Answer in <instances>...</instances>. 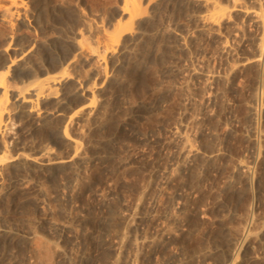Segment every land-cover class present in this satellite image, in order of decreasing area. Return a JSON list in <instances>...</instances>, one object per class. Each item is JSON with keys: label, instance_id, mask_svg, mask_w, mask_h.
Wrapping results in <instances>:
<instances>
[{"label": "bare ground", "instance_id": "6f19581e", "mask_svg": "<svg viewBox=\"0 0 264 264\" xmlns=\"http://www.w3.org/2000/svg\"><path fill=\"white\" fill-rule=\"evenodd\" d=\"M117 2H118V5L116 7L114 6L112 10H108V8H106V10L100 9V10H104L103 12L102 11L96 12L95 11L96 7L95 8L93 7L95 9L94 10L92 8L94 10L93 11L94 13L92 12V10L89 13L87 12V9L86 10H81V9L73 10V9H70L69 7V10L67 11V15L69 17H75L74 19H76L79 24L70 30H64V29L59 30V27L57 26L58 22L56 23L54 18L46 14L47 5H46L45 0H0V201H9L10 203L17 206V204H21V203L23 204L27 202L28 200L33 199L36 202L37 206L41 209V211L46 216H53L57 211L54 208V206L51 205L52 201L56 199V201L59 200L63 202L65 205V203L67 202H64V201L66 197L69 196L71 199H73V202H74L76 200L74 198L78 196L81 189L85 185L87 173L89 171L94 170V169H97V170L106 169L109 171L113 169L120 170L123 164V161L115 158V155H114L115 151L113 149L109 150V148L113 147L112 145H113V142L115 141L113 139H102L101 138L103 134L102 132H104L107 128H110V126H112L111 128L118 129L117 130V133H118L124 128L122 124L123 125L130 124L132 125V127L134 128L136 127L135 126V123H136L135 116L141 115V114L143 115L144 111L137 109V110H133L132 114H129V115L127 114L128 115L127 117L123 115V117L125 118L123 119L122 117L123 120L121 121V124L117 121L115 122V114L124 107V105L120 102L121 101L120 97L121 95L124 94V93L122 94V92L125 90H128L131 84L147 68V66H149L148 64L152 59H155V58L165 59L168 56H176L180 54V52L181 53L183 52L185 54L187 53L186 55L188 56V55H191V54H188V51L190 50L192 44L200 43L201 40L203 41V39H207L209 41H212V39H214L215 46L213 45L214 43L212 42L213 44L211 45L214 46L213 49H211L212 48L211 47L210 48L211 50L209 49V51H207L208 52L207 54L208 62L207 61L206 62L209 63L208 64L209 68L207 72L204 73L205 74L204 79L207 83L212 85V82L216 79H221V81L223 80L224 82L225 81L231 82V81L236 80L243 72L245 73V71L247 72L248 70H251V69L255 70V67H256L259 69V70L257 69L260 72L259 79H261L260 82H262L259 85L264 86V0H120ZM78 4L76 3L75 5H78ZM52 5L53 4H51V6ZM56 5H57V2H56ZM82 5L84 6V4ZM101 6L104 7V5L102 4L100 5V7ZM59 10L61 11V8H59ZM49 11L51 10L49 9ZM98 12L100 14L96 15ZM175 12L178 13L177 16L179 15L181 16L180 17L181 19H178L176 21L172 19V14L173 13L175 14ZM63 15L67 17L66 14H63ZM58 25L60 26L61 24H58ZM54 29H58L57 31L56 30L55 31L58 32L59 35L58 36L55 35L57 37L51 38L49 37V34ZM207 43L209 44L210 42H207ZM202 46H206V45L202 44ZM203 49H204V52H205V49L207 50V48H203ZM185 54L183 55L186 57ZM198 55L194 57L199 58L200 56ZM165 60L168 61L167 59ZM203 60L204 59H200L198 64H195V63L189 64L184 61V63L182 64H175L171 66L170 70H172L171 72L174 73L175 75L182 76L184 78V80L183 79L182 80L185 81L189 76H192L193 74H200L202 72L201 67L202 65L206 64V62L205 64H203ZM162 62L164 63V61ZM204 68H207V66H205ZM166 69H168V67ZM246 75L247 76L251 75L252 77L253 72L249 71L248 73H246ZM255 75H253L254 76L253 78L257 77ZM145 76L147 77V75ZM244 77L242 79V77L240 76L239 79H241L242 81L244 80ZM192 79H193V76H192ZM187 82L186 81L183 82L184 84L179 83V85L183 84L182 86H180L182 87L181 90L185 89L188 92L189 90L187 89H190V88L188 87ZM160 83H163V82H160ZM222 84L225 85L226 82ZM154 85L156 89L157 84H154ZM227 85H230V84H228L227 82L226 86ZM232 86H233V82H232ZM159 87H163V86L161 85ZM228 87L229 86H227L226 89ZM165 88L163 87L162 90L164 91ZM153 89L154 87L152 88V92L154 91ZM207 89L208 88H206V91ZM224 89L221 90V92L225 91ZM258 89L259 88L257 87V90ZM209 90L212 91L213 89L210 88ZM257 90H256V93L258 92ZM216 91L217 89L214 91V93H217ZM154 93L158 97L161 95L158 92L157 93L154 92ZM182 93L183 91H181V94ZM224 93L225 92H223L222 94ZM261 93L263 94V92ZM258 94H255V95H258ZM209 95L210 94H208V96ZM163 96L165 97L166 95L164 94ZM210 97L212 98V96H209L207 99H209ZM215 97L217 98L219 97V100H220V95L218 96L214 95L213 98L215 99ZM257 97L258 96H256L255 98ZM127 98L128 97H126V99ZM258 99H255V100H258ZM260 100L261 98L259 99V102ZM260 103H261L260 106L262 108L260 109L262 110V113H263L262 118H264V99ZM253 104L256 105V103H253ZM160 106L161 105H159V107ZM148 107L150 108V106ZM247 107L249 108V106ZM224 108H223V111H224ZM127 109H128V106H127ZM256 109L257 108L253 106H250V109H248V111L250 110V113H249L250 117L248 118H251L252 120L251 122L249 119V122L253 123L252 124L253 125V135L251 137L253 141L252 144L254 145L252 146L255 149L254 155H253L254 161L249 162V161H245L244 159L243 160L238 159L236 163H234V168H233L234 172L231 169V171L229 170L230 172L228 174L233 172L235 175L234 178H237V181H234V179H232L233 181L227 182L224 188V191L226 193L227 192L229 193L230 192L232 193L240 192L239 189L241 187H239V185L241 184L239 182V179L240 181L246 182L250 187L252 185L254 186V182L258 181L259 179H262L261 178L263 175L262 171H264L263 170L264 168L262 169V171H260V169H258V165L259 163H261L260 166L264 165V130H263L264 124H263V129H260L261 126L258 127L256 123L258 121L257 118H256L257 121L255 122V117H257V113H258ZM261 110H259V112H261ZM152 113H155V112H152ZM190 113H194V112H190ZM190 115L188 114V117ZM197 116L198 115H196V118ZM212 117L214 116H211V118ZM202 118L200 121H205ZM188 119H190V117ZM215 119H216V116H215ZM211 120H209V122H211ZM259 121H261V115H260ZM259 121H258V124H260ZM216 122H218V120L214 122V125L216 124ZM179 124L182 125L183 122L180 121ZM187 125L178 126V129L176 131L174 130L175 133L173 135L175 136L173 137V139H170L169 141H166L167 139H164L166 141L164 143V146L166 148H169V146L172 144H175L179 148V154L183 156V161L181 165L179 164L180 166L177 165V167L184 168L186 170L184 175L187 174L186 175L187 177L184 176L183 177L184 179H180L181 181L179 180L177 183L172 181L173 178L171 179L172 177L171 175L174 174L171 172L173 169H171V171L168 169L169 172L166 173V177L161 176V177H165L166 183L174 184L176 188L183 191V193L179 191V194L182 193V197H181L183 199L182 203L187 206L186 208H184V210L182 209L183 208L182 207L183 204H182L181 206L182 210L180 212L174 211L175 208H172V207H171L172 210L170 211H173V212H171L169 215L168 214L166 215L165 214L166 212L161 213L162 211L161 212L159 211L161 214H164L165 217L169 216L168 218L173 220L176 223L174 224L176 226H180L181 224L184 225L183 223H185L186 220L189 218L188 217L184 221L186 216L190 214L189 212L195 211L199 208L196 205L197 209H194L193 201H192V198L190 197V194H192V190L194 188L193 183L199 177H201L200 176L201 169H200L199 175L197 173V170H195L196 162L197 161L199 162V160H205V161H208V163L209 162L213 163L216 160L215 162L217 163L216 157L218 156L217 153L213 155L212 154L205 155L204 153L201 154L199 152L200 149L198 150L196 145H194L195 143L193 141L195 140V138L194 137L192 138L194 139L193 141L190 138ZM250 129L252 128L250 127ZM139 130L136 132H140ZM96 133H99V134L101 133L99 135V137L101 136L100 137L101 139L92 140L91 137L93 136V134H96ZM213 133L215 132L213 131ZM136 134L137 133H135V135ZM216 137L214 139H216ZM212 138L209 137V139H212ZM205 140H206V143L209 142V141L207 142L206 138ZM28 142H29V146L32 147L31 148L32 150L30 149V147L28 148L29 150H31V152L34 151V149H40L39 155L37 154L39 152L36 153L37 155L30 154L29 153L30 151H28V149L27 151L19 150L20 152H18L17 149L23 145L27 146ZM26 146H25V149H26ZM105 146H109V148H107L108 151H104L103 153H96V152L90 153V151H88L90 149H103L105 148ZM88 147H90V149H87ZM115 148H118V147H115ZM16 150L17 152H15ZM62 151H66V153ZM203 152H204V149H203ZM63 153H65V155ZM118 157H121V156L118 155ZM230 159L232 158L230 157ZM221 160L222 159H220V161ZM124 161H125V157H124ZM129 161H130V157H129ZM201 162L203 163L204 161H201ZM201 162H200V165H202ZM204 163L206 164V162ZM171 168H173V166ZM221 168L222 167L220 166V169L218 170H221ZM223 168L225 169V167ZM223 172L224 171H222V174ZM37 173H44L45 174L44 177H47L50 181L61 180L66 175H76L77 178L74 176L76 179L75 178L72 179L73 182H71V185L69 186L66 185L67 183L65 184L64 182H62V180L61 182L59 181L60 184L54 190H50L51 188L49 189L45 187L42 183H38L36 185L37 195L35 196H30L29 194L22 195L27 191L26 188H27L28 183H30V181H34L33 177H31L33 179L32 180L31 178L28 179L27 176L28 175L34 176ZM201 173L208 174V172H201ZM226 173L225 175H227ZM177 174L178 173H176V175ZM180 174L182 175L183 173L181 172ZM88 177L91 178L90 176ZM204 178L206 179L207 177H204ZM6 180H8V183L6 182L7 184H4L5 183L4 181ZM224 180L226 181L227 179H224ZM201 185H204V183ZM249 186L247 188H249ZM185 187H187L188 190L187 189L184 190ZM261 187L260 189H258L259 193L263 192V188ZM244 189H246V187ZM245 191L246 190H244L243 193ZM159 192H162V191L159 190ZM258 192L256 191L255 193H258ZM31 193L32 192H30V194ZM222 193L223 192H220V193L218 192V195L221 197L223 196V195H220ZM20 194L21 196H19ZM263 194L264 193H262V195ZM173 195H171V198ZM17 196H19L20 198ZM100 196L103 198L102 195ZM236 198L238 199V197ZM68 199L66 200L68 201ZM223 199L224 198H222V200ZM261 199L263 200V198ZM238 200L242 201V198L241 199L239 198ZM195 201H196V198H195ZM73 202L72 201L69 202L71 203V206ZM157 202L158 201H156V204ZM104 203H106V201H104ZM75 204L76 203H74V205ZM67 205L69 206L70 204H67ZM115 209H119V208H115ZM67 210H64V211L67 212ZM70 210L67 212L70 216V220L67 221L64 218L63 219V221L65 220L64 222H61V221H53L50 223L48 222L50 226L46 224L49 226V229L53 231L54 233L58 234L59 236L68 237L69 239V242H66V244L68 243L67 245L68 248H66L67 251L65 250L66 251V254L64 253L65 256L62 253V255L64 256V261H62L63 264H111L112 262L116 264L117 260H119V262H121L122 264H160V263L163 264L160 261L164 256L159 259L158 257L161 256L159 254L162 253V251L166 250L169 247V245L174 244V242L177 240V237L180 235V232L182 231V230L180 231L182 227L181 228L176 227L175 229V228H171L172 226L169 227V225L165 227L164 224H162V226L159 225L160 227H158V229L157 227H155L157 230H155L153 227L152 231L153 230L157 231V233L153 231V235H149L147 231L142 230L140 234H137V235L135 234V236L133 234V237L131 236V239L128 241V244H127L128 246L127 252H123L124 250L122 251V248H123L124 243H126V242L123 243V240L126 239L125 232L127 231V229L125 230L124 228L125 232L122 234V236H120L121 237L120 239L117 238L118 236L117 234L116 238L120 240V241L118 240L119 242H116L113 239L112 240L114 242L110 241L111 232L113 231L115 222H119V223L121 222L122 224L124 223L127 225L129 224L128 226H130L132 225L134 221H136V224H137L135 213L138 214V212L137 211L134 212L133 209H132L133 211H130L129 209L119 210L116 214L113 213V216H110L108 218L107 223L105 221V225L107 227L103 233H102L103 231L102 229L99 234L93 235L91 236V238H87V239L84 238L86 242H88V245L86 247V245L84 244L85 250H83L82 253H80L81 251H79V253L81 254L80 257L82 258L81 261H79L80 259L79 260L77 259L79 257L76 256V252H75L77 238L80 237L81 235H84L86 237L90 230V226L88 225L89 226L88 233H86L88 229L87 227H86L87 228L86 230L84 227V231L80 230L81 231L80 232L78 228L79 224L81 223L87 224L85 222H88L96 218L86 215V213L81 214V212L79 213L80 210L78 212H75L74 210L73 211H70ZM149 210L151 209H148V211ZM90 212H92L93 214V211H90ZM90 212L89 214H91ZM236 212L240 213L238 211ZM146 214L147 215L143 216L142 219H145L144 223L147 224V226L151 227L150 225L152 224L154 225V223H157V221L159 222L157 215L153 211H150L149 213H146ZM59 215H61V212ZM234 215H237V214H234ZM234 215L232 216L233 218L235 217ZM160 217H162V215ZM104 218L107 220L106 217ZM245 218L246 219L248 218V219L245 220ZM245 218L244 220L246 222L242 226L238 225L237 227H235V225L232 224L234 227L232 226L226 227L227 232L225 233L224 231V235L227 234L228 236L227 247H224L223 249L219 248L220 259L217 260L218 262L217 264H237L236 263L238 261L237 259L239 255H241L239 254L240 250L244 246V244L248 242H250L251 244L254 242L256 244L258 242L259 244L263 245L262 247H264V236L260 234V232H264V218L259 217L257 214L256 215L252 214L250 218L245 216ZM56 219L57 218H55L54 220ZM192 221L193 220L191 218V221L189 222H192ZM142 222L143 220L141 221V224ZM161 222L163 223V220H161ZM189 222H187V224ZM11 224H14V223L0 226V264H12V263L14 264L12 260H14L13 258H14L15 247L17 245L26 244L28 239L30 238L29 231H28L29 234H27L26 232H24V230L22 231L20 227H16L15 224L14 226H12ZM156 225H158V223ZM223 226L224 225H222V227ZM136 227L138 228L137 225ZM141 227L140 229H142ZM28 230L32 231L33 228L32 230L31 229H28ZM33 232H35V230ZM128 233H129V230H128ZM31 235H34V234H31ZM171 238L172 239L176 238V240L174 242L172 240V243L170 244L169 239ZM47 241L52 242V240H47ZM66 241H67V238H66ZM81 241H83V239ZM78 242H80V239ZM84 242L85 241H83V243ZM49 244L50 245L55 244L54 252H56L57 247H59V245L56 244V241L55 243L52 242ZM260 247H257V248H260ZM51 248H53V246ZM227 248H230V250L232 249L233 251V252L231 251L232 253L230 255H232V258L230 260L227 259L228 257L227 255L228 253H230V252L226 253L229 250V249L227 250ZM212 249H211V252H212ZM79 250H81V248ZM209 250L207 252L211 253ZM261 250H264V248ZM38 252L40 253H37V254H41L40 250ZM49 252L50 250L48 251V253ZM26 253H25V256L28 255V254L26 255ZM34 253L36 254V252ZM42 254H43L42 256L44 257V253ZM167 254L165 256H167L168 258ZM245 254L244 256H246ZM16 256L18 255L16 254ZM25 256L23 255L22 259ZM179 256H180V253H179ZM181 256H183V254ZM181 256H180V259H177V261L175 262L172 261V263L170 264H193L194 263V260L191 258L192 256L189 258L187 256L188 260L187 258H184V259L181 258ZM36 257H38V255L35 256V258ZM51 257L52 256H49L50 259H52ZM113 257H114L113 259L114 261H111ZM38 258L40 259L41 257H38ZM45 258L44 260H46ZM39 259L38 260L34 259V260H36L37 263L39 264L40 263L38 262ZM157 259L160 260L159 261L160 263L157 262L158 261ZM34 260H32L30 257L24 258L21 262L17 264H31V263L33 264L34 262H36ZM168 260L169 259H167V261ZM200 260H203V259H200ZM210 261L211 260L205 261L204 264H211ZM46 262L47 261H44L45 264L51 261H49L48 259V262L47 263ZM41 263L43 262L41 261ZM197 263L198 262L194 264H197ZM200 263L202 264L203 262L200 261ZM167 264L169 263L167 262ZM213 264H216V263L214 262Z\"/></svg>", "mask_w": 264, "mask_h": 264}, {"label": "rangeland", "instance_id": "374dc122", "mask_svg": "<svg viewBox=\"0 0 264 264\" xmlns=\"http://www.w3.org/2000/svg\"><path fill=\"white\" fill-rule=\"evenodd\" d=\"M45 1H46V5H47L46 14H48L50 17L54 18L56 23L58 22V24H61L60 26L57 24V26L59 27V30L60 29L70 30V29L76 27L79 23H78V21L76 19H74L75 17H69L67 15V11L69 10V7H70V9H73V10H80V9L81 10H86L87 9V12H89V13L91 12V10L93 12L95 9H96L95 10L96 12L97 11H99V12L102 11L103 12L104 10H106V8H108V10H112V8L114 6L116 7L118 5L117 1H120V0H117V1L116 0H114V1L113 0H80L81 2L79 0H76V1L75 0H66V1L65 0H56V1L55 0H49V1L45 0ZM56 2H57V5H56ZM61 2L63 4H65V5H63ZM86 2H87V4H86ZM112 2H113L114 5L112 4ZM76 3L77 4L79 3V4L75 5ZM51 4H53V5L51 6ZM82 4H84V6ZM101 4L104 5V7L103 6L100 7ZM107 4H109V5H107ZM61 5H63V6H61ZM53 6H55V7H53ZM80 6L82 8L83 7H85V8L82 9ZM97 6H98L99 10H98ZM52 7L54 9L55 8L56 9L54 10ZM93 7L94 8L96 7V8L94 9ZM59 8H61V11L59 10ZM49 9L51 11H49ZM100 9H104V10H100ZM99 12L96 15H99L100 14ZM63 14H66L67 17L64 16ZM177 15H178L177 12H175V14L174 13L172 14V19L174 21H176L178 19H181L180 18L181 16L180 15L177 16ZM55 30L57 31L58 29H54L53 31H51L50 34H49V37L55 38V37H57L59 35V33L56 32ZM55 35H57V36H55ZM205 40H207V39H203V41L201 40V42H200L201 45H200V43L191 45V48L188 51V54H191V55L187 56L186 55L187 53L185 54L183 52L182 53L180 52V54H178L176 56H168V57H166L165 59H167L168 61H166L164 58L152 59L149 62V64H148L149 66H147V68L138 76V78L131 84V86L128 88V90H125V91L122 92V94L124 93L123 94L124 96L121 95V97H120L121 101L120 102L124 105V107L119 110L120 113L117 112L115 114V122L117 121V122H119L121 124V121L125 117H127L129 114H132L133 110H137V109L138 110H142V111H144L143 115L141 114V115L135 116V119H136L135 120V122H136L135 126L136 127L134 128L130 124H127V125H123L122 124V126H124L125 129L121 128L122 130L117 133L118 129L117 128H111L112 126H110V128H107L104 132H102L103 133L102 137L101 136L100 137L102 139H113L115 141V142H113V145H112L113 147L109 148V146H105V148H103L104 150L103 149H90V147H88L87 149H90V150H88V151H90V153L91 152L103 153L104 151H108L107 148H109V150L113 149L116 153H118V154H116L112 150L114 152L115 158L119 159V160H122L123 161L122 166H124V167L121 166L120 170L113 169V170L109 171V170H106V169H98V170L94 169V170L89 171L87 173V178L88 179L86 178L85 185L81 189V191L78 194V196H76L74 198V199H76L74 202H73V199H71L69 196L66 197V199L69 198L68 201L66 199L64 201V202H67V203H65V205H64L63 202H61L59 200L56 201V199H54L53 201L55 203L58 202L59 204L58 203L55 204L52 201L51 205L54 206V208L57 211L54 215L57 216V214H58L57 217L54 216V215L53 216H46L41 211V209L37 206L36 202L33 199H30V200H28L27 202H25L23 204L22 203L21 204H17L18 207L16 205L10 203L9 201H0L1 202L0 203V212H1L0 213V226L8 225L10 223H14L16 227H20V229L22 231L24 230V232H26L27 234H29V232H30V234H29L30 235V238H29L30 240L28 239L27 243L24 244L25 247H24V245H17L18 247L17 246L15 247V249H14V258H13L14 260H12L14 262V264L15 263L17 264V263L21 262L24 258H29V257L32 260H34V259L38 260L39 259L38 257H41L40 258L41 260L39 259V261H38L40 263H41V261L43 263H44V261L48 262V259H49V261H51V262H48V263L46 262L47 264H63L62 261H64V256H65L66 251H67L66 248H68L67 247L68 243L66 244V242H69V239H68V237L59 236L58 234H56L53 231H51L49 229V226H50L49 223L53 222V221L64 222L65 221V220L63 221L64 218L67 221L70 220V216L67 213L70 209H72L70 211L74 210L75 212H78L80 210L79 213L80 212H81V214H83V213L85 214L86 213V215H89L91 217L96 218V219L90 220L88 222H85L87 224H84V223L83 224L82 223L79 224V227H78L79 231L80 230L84 231V227H85V230H86L90 226V230L88 228L87 232H86V233H88V230H89V233L87 234L88 237L87 236L85 237L84 235H81L80 237H78L80 239V242H78L79 239L77 238V244H76L75 252H76V256L79 257V258H77V257L76 258L78 260L80 259L79 261H81V259H82L80 257V255H81L80 253H82L83 250H85L84 249L85 245H86V247L88 245V242H86L85 239L91 238V236L99 234L102 229H103V231H102V233H103L106 230V227H107L105 225V221L107 223L108 218L110 216H113V213L116 214L119 210H123V209H129L130 211L134 210V212L135 211L138 212V214L135 213L136 214L137 224H136V221H134L135 223L133 222L132 225H130V226H128L129 224L128 225L124 224V223L122 224L121 222L120 223L119 222H115V224H114L113 231L111 232V235H110V241H112V242H114V241L119 242L120 241L119 239L121 238L120 236H122V234L125 232L126 229H127V231L125 232L126 234L128 233V230H129V233H128L129 235L127 234V236H126V234H125L126 239L123 240V243L124 242H126V243H124V245L122 243V245H123L122 251L124 250L123 252H127V249H128L127 244H128V241L131 239V236L133 237V234H134V236H135V234L136 235L140 234V232L142 230L147 231V233L149 235H153V231L157 230L158 227L162 226V224H164L165 227H167V225H169V227L172 226L171 228H175V229H176V227H178V228L182 227L180 229V231L182 230L183 232L181 231L180 235L178 236L179 238L177 237L178 241L176 240V238L169 239L170 244L172 243V240H173V242L175 240L176 241L174 242V244L169 245V247H168L169 249L167 248L166 250L162 251V253L159 254V255H161V256L158 257L159 259L162 258L163 256L164 257L161 259V261L159 259H157L158 260L157 262L158 263L162 262L163 264H167V262L170 264V263H172V261H174V262L177 261V259H180V256L182 254H183L184 257L181 256V258H183V259L187 258V256L189 258V257H191L194 254L191 257L194 260V263L198 262L199 264H201L200 263V261H201V262H203L202 264H204L205 261L211 260L210 261L211 264H213L214 262L217 264L218 263L217 260L220 259L219 248L223 249L224 247H227L228 236H227V234L224 235V231H225V233L227 232L226 231V227H231V226L234 227L233 225H235V227H237L238 225L242 226V225L245 224V222H246L245 220L248 219V218L246 219L245 216L250 218L252 214L253 215L257 214L259 217L264 218V215H262V214H264V194L262 195V193H264V177H263L264 176V171H262V169L264 168V165L260 166L261 163H259V165H258V169H260V171L263 172L262 173L263 175L261 177L262 179L258 180L261 184L258 181H256L258 184L256 182H254V186L252 185L250 187L246 182L240 181V179H239L240 184L243 186L242 187L241 185H239V187H241L240 188L241 190L239 189V191H240L239 193H234V192L233 193L232 192H230V193L227 192L226 193L224 191V188H225V186H226L228 181H233L232 179H234V181H237V178H234L235 175L233 173L234 172V170H233L234 163H236V161L238 159L239 160H243L244 159L245 161H249V162H253L254 161L253 155H254V150L255 149L253 147L254 145L252 144L253 141H252V137H251L253 135V125H252L253 123H251L252 122L251 118H248V117H250L249 116L250 110L248 111V109H250V106H253V107L257 108L256 110H257L258 113H257V117H255V122L257 120L259 121L260 115H261V121H259L260 124H258V121L256 123H257L258 127L261 126L260 129H263V124H264L263 120H264V118H262L263 117L262 116L263 113H262V110H261L262 108L260 106L261 105L260 102L264 99V95H263L264 94V91H263L264 88H262L264 86L263 85L262 86L259 85L260 83H262V82H260L261 79H259L260 78V75H259L260 72L258 71L259 69L255 67V70L251 69V70H248L247 72L245 71V73L243 72L244 74L242 73L240 75L242 77V79H243V77L245 75L244 80H242V81H241V79H239L240 76L237 78L240 81L237 80V79L234 80V81H231V82L230 81H225L226 84H227V82H228V84H230V85H227V86H229V87L231 86L230 88L228 87L227 89H226V87H227L226 84L225 85L222 84V83H225V82L223 80L221 81V79H216L218 83L216 82V80H214L212 82V85H210L209 83H207L205 81V79H204L205 74L204 73H206L208 68H209V66H208L209 63H207L208 62L207 61V57H208L207 56V54H208L207 51H209V49L211 47H212L211 49H213V47L215 46V43H214V39H212V41H209V40L205 41ZM207 42H210V43L208 44ZM202 44L206 45V46H202ZM211 44H213L214 46L211 45ZM203 48H207V50L205 49V52H204ZM201 51L204 52V53H202ZM183 54H185L186 57ZM179 55H180V57H179ZM196 55H198L200 57L199 58L198 57H194ZM184 57H185V59H184ZM191 58H192V60H191ZM200 59H204L203 60V64H205V62L207 61L205 65H202V63H201V65H202V67H201L202 70L201 71L202 72L200 74H193L192 75L193 79H192V76H189L185 80L186 82H187L188 79L190 80V82L188 80L187 83H188V87L191 90L187 89V90H189L188 92L185 89L181 90L182 87H180V86H182L184 84L183 83V82H185V81H183L184 78L182 76H180V75L177 76L174 73H172L171 72L172 70H170L171 66H173L175 64H182V63H184V61L189 63V64H191V63L192 64H194V63L198 64ZM162 61H164V63ZM168 62H169V64H168ZM166 66L168 67V69H166L167 68ZM205 66H207V68H204ZM249 71H252L253 75L256 74L255 76H257V77L253 78L254 77L253 75H252V77H251V75L247 76L246 73H248ZM145 75H147V77ZM198 75L200 76L201 79L199 78ZM174 76H176V77H174ZM140 79H142V80H140ZM145 80H147V81H145ZM181 80H182V82H181ZM204 81H205V83H204ZM160 82H163V83H160ZM232 82H233V86H232ZM179 83L180 84L183 83V84L179 85ZM189 83H191V84H189ZM154 84H157L156 89H155V85ZM161 85L164 88L166 87L164 89V91L162 90L163 87H159ZM189 85H191V86H189ZM153 87H154V89H153L154 91L152 92V88ZM157 87H158V89H157ZM204 87L208 88L207 91H206V88H204ZM257 87L259 88L258 90H257ZM167 88H169V89H167ZM210 88L213 89V90L210 91L209 90ZM222 88L223 89L225 88L224 89L225 91L221 92V90H223ZM159 89L162 90V91H160ZM216 89H217V91H216L217 93H214V91ZM256 90L258 91L257 93H256ZM181 91H183L182 94H184V95L181 94ZM154 92H156V93L158 92L161 95L164 93L166 95L165 96L166 98L163 96L164 94L162 96L160 95L158 97L157 95H155ZM223 92H225V93L222 94ZM261 92H263V94ZM185 93H186V95H185ZM208 94H210L209 96H212V98L210 97L212 100L210 98L207 99L209 97ZM255 94H258V95H255ZM214 95H217V96L220 95V100H219V97L218 98L215 97V99H214L213 98ZM125 96L128 97V98L126 99ZM256 96H258V97L255 98ZM260 96H262V97H260ZM156 97L158 98V100H157ZM259 97L261 98L260 102H259V99H260ZM216 99H218V100H216ZM255 99H258V100H255ZM254 100H255V102H254ZM252 101H253V103H256V105H254L252 103ZM132 103H134V104H132ZM147 103H148V105H147ZM258 103H260V104H258ZM158 104L161 105V106L159 107ZM258 105H259V107H258ZM127 106H128V109H127ZM148 106H150L151 109ZM247 106H249V108ZM223 108H224V111H223ZM259 110H261V112H259ZM152 112H155V113H152ZM190 112H194V113H190ZM209 112H210V114H209ZM195 113H196V115H198L197 118H196ZM149 114H150V116H149ZM188 114L189 115L191 114L189 116L190 119H188L189 118ZM123 115L125 117H123ZM192 115H193V117H192ZM211 116H214V117L211 118ZM215 116H216V119H215ZM122 117H123V119H122ZM258 117H259V119H258ZM117 118H119V119H117ZM137 118H139V119H137ZM201 118L203 120H205V121H200ZM256 118H257V120H256ZM187 119H188V121H187ZM249 119H250L251 122H249ZM191 120H192V122H191ZM209 120H211V122H209ZM216 120H218V122H216V124L214 125V122ZM180 121L183 122L182 125L179 124ZM185 125L188 126V132L190 134V138L191 139L193 137L195 138V140L192 139V141L194 140L193 141L195 143L194 145H196L198 150L200 149L199 152L201 154L204 153L205 155H208V154H212L213 155V154L217 153L218 156L216 157L217 163L215 162L216 161L215 160L213 162L214 164L210 163V162L208 163V161H205V160H199V162L198 161L196 162L195 170H197L198 175H199L200 169H201V172H208V174L207 173L203 174V173L200 172V174H201L200 176L201 177H199L193 183L194 184L193 185L194 188L192 190V194L193 195L190 194V197L192 198V201H193L194 209H197V206H198L199 210L197 209L195 211H190L189 212L190 214H188L186 216V218L184 219V221H185L189 217L186 220V222H185L186 224L182 222L185 226L182 225V224H181L182 226L181 225L180 226H176V225H174L176 223L173 220H171L170 218H168L169 216L165 217V215L161 214V213H165L166 212L165 214L169 215L171 212H173V211H170V210H172V208H175L174 211L180 212L182 209L184 210V208H186L187 206L182 203L183 199L181 197H182L183 191L179 190L178 188H176L174 186V184L166 183L165 177H166V173L169 172V170L171 171V169H173L171 172L174 173V174L171 175L172 176L171 179L173 178L172 181L177 183L180 179H184L183 178L184 176L187 177L186 176L187 174L184 175L185 172H186V170L184 168H180V167L178 168L177 167V165H179V164L181 165V163L183 161V156H181L179 154V148L175 144H172V145L169 146V148H166L164 146V143L166 141H169L170 139H173V137L175 136V135H173L175 133L174 130L176 131L178 129V126H185ZM250 127L252 129H250ZM138 130L140 132H136ZM126 131H127V133H126ZM213 131L215 133H213ZM134 132L137 133V134L135 135ZM210 133L213 134V135H211ZM100 134L99 133L93 134L91 139L92 140L101 139L99 137ZM128 134H130L132 136H130ZM214 134L215 135L217 134L216 135L217 137ZM220 135H221V137H220ZM214 136L216 137V139H214L215 138ZM204 137L207 139V142L209 141L208 143H206V140H205ZM209 137L210 138L213 137V138L209 139ZM164 139H167V140L165 141ZM213 139H214V141H213ZM217 139H218V141H217ZM248 139L251 140V141H249ZM214 143H215V145H214ZM25 146L26 145H23L20 148H18L17 149L18 152L24 151V150L27 151V149L30 147L29 146V142L27 143L26 149H25ZM22 147H24V148H22ZM115 147H118V148H115ZM31 148L32 147H30V149ZM203 149H204V152H203ZM211 149H212V151H211ZM17 150L15 152H17ZM31 150L28 149V151H30L29 152L30 154H33V155L34 154L35 155H37V154L39 155L40 154V149H34V151H32L33 153L31 152ZM37 152H39V153H37ZM62 152L66 153V151H62ZM65 153H63V154L65 155ZM118 155L121 156V157H118ZM127 155L130 157V161H129V157ZM233 155H234V157H233ZM124 157H125V161L127 159L126 163L124 161ZM230 157L232 159H230ZM220 159H222V160L220 161ZM218 160L220 162H222L223 164L220 163ZM201 161L206 162V164L204 162L202 163ZM200 162H201L202 165H200ZM222 165H224V166H222ZM172 166H173V168H171ZM220 166L222 168H221V170H218V169H220ZM206 167H208V168H206ZM210 167H211V169H210ZM223 167H225V169ZM226 167H227V169H226ZM198 169H199V171H198ZM202 169H203V171H202ZM231 169L233 170V172L228 174L231 171ZM222 171H224L223 172L224 175L222 174ZM181 172L183 173L182 175L180 174ZM210 172H211L212 175L210 174ZM176 173H178V174L176 175ZM225 173L227 175H225ZM206 174H207V176H206ZM231 174H232V176H231ZM28 176H27L28 179L33 177L34 181H30L29 180L30 183H28V185H27V188H26L27 191L24 194H22V195H25V194H29L30 196L37 195V189H36L37 187H36V185L38 183H42L45 187H47L49 189L51 188L50 190H54L60 184L61 180L65 184L67 183L66 185L69 186V185H71V182H73L72 179H74L75 177L77 178L76 175H66L63 178L64 180L61 179V180L50 181L47 177H44L45 176L44 173H37L34 176L33 175H28ZM88 176H90L91 178H89ZM161 176H165V177H161ZM180 176H182V177H180ZM227 176H228V178L229 177H231V178L228 179ZM150 177H152V178H150ZM202 177L203 178L207 177V178L203 179ZM177 178H179V179H177ZM223 178L227 179V180L225 181ZM69 180H70V182H69ZM201 181L204 183V185H201V184H203ZM4 182H5L4 184H7L8 180H6ZM168 185H170V186H168ZM246 185H248L249 188H247L248 186H246ZM173 187H175V188H173ZM245 187H246V189H244ZM260 187L263 188V192L262 193L258 192V189H260ZM186 189H187V187L184 188V190H186ZM159 190H161L162 192H159ZM244 190H246V191L243 193ZM179 191L182 192V193L179 194ZM256 191L259 194L255 193ZM30 192H32L31 193L32 195L30 194ZM218 192L219 193L223 192L222 194H220V195H223V196L220 197L218 195ZM100 195H102L103 198ZM171 195H173L172 198H171ZM230 195H231V197H230ZM19 196H21V194ZM19 196H17V197H19ZM236 197H238V199L242 198V201L238 200ZM260 197L263 198V200ZM158 198H159V200H158ZM195 198H196V201H195ZM222 198H224V199L222 200ZM233 199H235L237 201H235ZM154 200L158 201L159 204H158V202L156 204V201H154ZM167 200L168 201L170 200V201L168 202ZM71 201L73 202L72 206H71V203H69ZM104 201H106V203H104ZM74 203H76L75 205L78 208L74 205ZM153 203H154V205H153ZM5 204H7V205H5ZM67 204H70V205L68 206ZM163 204H165V205H163ZM182 204H183V206H182ZM55 205H57L58 207L55 206ZM184 205H185V207H184ZM115 208H119V209H115ZM162 208L163 209L166 208L170 212H168L166 209H164V211H163ZM63 209L64 210L69 209V210H67V212H65ZM148 209H151V210L148 211ZM157 209H158V211H157ZM84 211H86V212H84ZM88 211L89 212L93 211V214H92V212H90L91 214H89ZM146 211H148V212H146ZM150 211H153L157 215V218L159 219V222L157 221L158 225H156L157 223H154V225H156V226H154L152 224V225H150L151 227H149V226H147V224L144 223L145 219H142V217L146 216L147 215L146 213H149ZM159 211L160 212L162 211V212L160 213ZM236 211H238L240 213L243 212V213L240 214V213H237ZM253 211H255L256 213L253 212ZM60 212H61V215H59ZM257 212H259V213H257ZM64 213H65V215H64ZM111 213H112V215H111ZM142 214H143V216H142ZM160 214L162 215L163 218L160 217L161 216ZM234 214H237V215H234ZM205 215H206V217H205ZM233 215L235 216L234 218L232 217ZM2 217H3V219H2ZM53 217L57 218L58 220L57 219L54 220L55 218H53ZM104 217H106L107 220ZM159 217L162 218V219H160ZM4 218H6V219H4ZM191 218H192L193 221L189 222V221H191ZM244 218H245V220H244ZM167 219H169V220H167ZM142 220H143V222L141 224ZM161 220H163V223L161 222ZM164 220H166L167 222L164 221ZM231 220H232V222H231ZM239 221H240V223H239ZM89 222H90V224H89ZM165 222H166V224H165ZM187 222H189L190 224L189 223L187 224ZM221 223H222V225H224L223 227H222ZM14 224H11V225L14 226ZM46 224H48L49 226L46 225ZM170 224H172V225H170ZM229 224H230V226H229ZM136 225L138 226V228L136 227ZM173 225H174V227H173ZM140 227L142 229H140ZM153 227H154L155 230L152 231ZM155 227H157V229ZM32 228H33V230H32ZM124 228H125V230H124ZM28 229H31L32 231H30ZM34 230H35V232H33ZM150 232H152V233H150ZM155 233H157V231H155ZM31 234H34V235H31ZM117 234H118V236H117ZM260 234L264 236V232H260ZM116 236L119 239H117ZM127 237H128V239H127ZM66 238H67V241H66ZM82 239L86 243L85 242L83 243V241H81ZM47 240H52V242H54V243L56 241V244L59 245V247L56 246L57 247L56 252H54L55 251V246H54L55 244H51L50 245L49 243H52V242H49ZM45 242H46V244H45ZM47 244H49V245H47ZM252 244L250 242L244 244V246L241 248L240 253H239L241 255H239V257L237 259L238 261L236 260L237 264H264V250H261V249L264 248V247H262L263 245H261L259 243L256 245L255 242L252 243ZM45 245H47V246H45ZM260 245H261V247H260ZM52 246H53V248H51ZM126 246H127V248H126ZM170 246L172 247V249H171ZM245 246H246V248H245ZM255 246L260 247V248H257ZM46 247H47V249H46ZM77 247L78 248L80 247L81 250H79L80 248L78 249ZM249 247H250V249H249ZM253 247H255V248H253ZM21 248H23V249H21ZM42 248H43V250H42ZM48 249L51 252V253L49 252L50 254L48 253V251H49ZM184 249H186L187 251L184 250ZM211 249H212V252H211ZM39 250L41 251V254H37V253H40V252H38ZM208 250L211 253L207 252ZM227 250L228 251L226 253L230 252L227 255L228 256L227 259L230 260L232 258V255H230V254L233 251H232V249L230 250V248H227ZM79 251H81V252L79 253ZM34 252H36L38 257L35 258V256H37V255ZM185 252L186 253L189 252V253L186 254ZM25 253H26V255L27 254L28 255L25 256ZM42 253H44V257L42 256L43 255ZM62 253L63 254L65 253L64 256L62 255ZM164 253H166V254L168 253L167 254L168 258H167V256H165L166 254H164ZM179 253H180V256H179ZM16 254L18 256H16ZM189 254H190V256H189ZM244 254L246 256H244ZM23 255L25 257L22 259ZM39 255H41V256H39ZM47 255H48V257H47ZM49 256H52L51 257L52 259H50ZM170 256H171L172 259L170 258ZM114 257L111 259V261H114L113 260ZM44 258L46 260H44ZM166 258L169 259V260L167 261ZM188 258H187V260H188ZM200 259H203L204 261L200 260ZM213 259L214 260L216 259V260L214 261ZM245 259L248 260V261H246ZM36 260H34V261H36ZM34 261H32V262H34ZM117 261H118L119 264H122L121 262H119V260H117ZM117 261H116V264H118ZM165 261H167V262H165ZM34 263L38 264L37 261L34 262ZM43 263H41V264H43ZM111 264H115V263L112 262Z\"/></svg>", "mask_w": 264, "mask_h": 264}]
</instances>
